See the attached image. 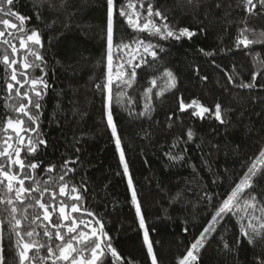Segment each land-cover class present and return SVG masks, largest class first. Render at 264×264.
Returning a JSON list of instances; mask_svg holds the SVG:
<instances>
[{
  "label": "trees",
  "instance_id": "1",
  "mask_svg": "<svg viewBox=\"0 0 264 264\" xmlns=\"http://www.w3.org/2000/svg\"><path fill=\"white\" fill-rule=\"evenodd\" d=\"M123 2L117 0V4ZM152 2L175 25L207 29L206 34L179 43L157 41L141 33L145 39L162 44L165 52L155 65L138 70L137 82L128 90L136 100V111L142 107L141 96L149 80L159 77L165 68L175 74L178 86L161 100L155 101L153 97L156 111L151 119L130 116L128 111L113 104L114 121L159 264H178L210 218L212 209L203 199L204 193L213 194L214 209L243 175V165L264 145V88L229 86L221 70L231 72L235 65L243 80L249 81L254 71L252 56L259 52L264 57V45H254L250 50L233 49L237 27L244 18L242 9L236 8L237 0H221L225 6L221 10L215 9L216 0H201L199 11L189 6L187 0ZM229 3L233 5L228 18L232 21L230 25L224 18ZM15 8L32 17L29 27L41 30L48 61L50 88L43 102L41 131L49 147L39 159L59 165L65 158H74L77 155L74 147H79L80 163L74 166L76 172L71 179L76 184L81 181L87 184L84 206L102 218L113 245L126 262L151 264L131 204L127 177L123 175L119 153L107 127L103 96L94 87L103 82L105 74V0H69L60 11H49L45 6L42 21L36 19L32 0H17ZM208 8L212 11L205 19L203 13ZM248 24L257 30L264 29V16L248 17ZM136 35L117 15L115 41L128 42ZM249 37L255 38L252 34ZM199 48L216 49L218 54L206 57L197 51ZM222 48L233 50L224 54L220 52ZM249 51L251 55L246 54ZM213 60L219 67L213 65ZM197 66L199 75L194 71ZM201 76H207V81L201 80ZM257 83L264 85V77H258ZM180 96L185 102L197 99L208 107L220 103L227 123L200 121L190 115L191 110L177 112ZM2 105L0 99V116L5 112ZM172 112H176V117L169 122L166 117ZM169 123H172L170 128ZM188 128L196 133L195 142L171 149L173 139L183 136ZM181 148L187 149L184 160L169 161L165 153L170 150L177 153ZM257 183L259 187L255 191H264V177ZM185 227L189 229L187 233ZM237 235L235 218H226L199 253V264H253L255 256L264 255V248L247 245L226 252L223 243L233 244ZM5 252L8 264H16L10 245Z\"/></svg>",
  "mask_w": 264,
  "mask_h": 264
},
{
  "label": "snow or ice",
  "instance_id": "2",
  "mask_svg": "<svg viewBox=\"0 0 264 264\" xmlns=\"http://www.w3.org/2000/svg\"><path fill=\"white\" fill-rule=\"evenodd\" d=\"M16 3L17 0H0V92L3 93L0 99L5 109L0 116V264H8L5 252L8 245L14 252L16 264H132L130 260L126 262V258L113 245L102 218L84 206L83 194L88 191L87 184L84 181L80 184L72 182L71 175L76 172L74 166L80 163L81 149L74 147L77 155L65 158L59 165L46 164L39 159L40 154L49 147L41 131L43 102L50 88L48 61L44 55L41 30L29 27L32 17L17 11ZM68 3L69 0H32L37 21L43 20L45 6L49 11H60ZM187 4L199 11L201 0H187ZM105 6V74L103 82L96 83L94 87L103 96L107 127L119 153L123 175L128 178L131 204L143 233L147 255L151 264H159L114 121L113 104L128 111L130 116L151 119L156 111L155 101L163 99L166 93L178 86L175 74L165 68L159 77L149 80V86L141 96L142 107L136 111V100L128 90L137 82L138 70L152 67L160 60V54L165 52L162 44L145 39L141 33L157 41L179 43L192 41L198 35L206 34L207 29L173 24L164 12L154 6L152 0H124L121 4H117V0H105ZM224 8L221 0H216L215 9ZM232 8L233 5L229 3L224 10V18L229 25L232 23L228 19ZM236 8L242 9L244 18L237 27L233 49L250 50L254 45H264V29L257 30L248 24V17L264 16V0H237ZM211 11V8L204 11L205 19L209 18ZM117 15L137 34L134 39L115 41ZM51 26L48 25L49 28ZM249 34L255 38H250ZM233 49L222 48L220 52L226 54ZM197 51L206 57L218 54L216 49L208 51L199 48ZM246 54L251 55V52ZM252 62L254 71L249 81L243 80L235 65L231 72L221 69L227 84L249 90L264 88V85L257 83L258 77H264V57L256 52ZM212 63L219 67L215 60ZM194 71L199 75L198 66ZM200 79L207 81L208 77L201 76ZM189 110L190 115L200 121L210 119L218 125L227 123L220 103L208 107L197 99L185 102L183 96L178 97L176 111L186 113ZM174 117L176 112L169 113L166 119L173 122ZM168 127H172V123ZM195 138L194 130L188 128L183 136L173 139L171 149L193 143ZM186 151V148H181L177 153L170 150L165 155L169 161L177 163L184 160ZM243 167V175L214 209L213 194L204 193L203 199L212 209L210 218L179 258L178 264H199V253L228 217L235 218L238 235L233 244L227 241L223 243L226 252L237 251L243 245L264 248V191H255L259 187L257 181L264 177V145ZM213 183L217 181L214 179ZM188 231L185 227L184 232ZM253 264H264V255L255 256Z\"/></svg>",
  "mask_w": 264,
  "mask_h": 264
},
{
  "label": "rangeland",
  "instance_id": "3",
  "mask_svg": "<svg viewBox=\"0 0 264 264\" xmlns=\"http://www.w3.org/2000/svg\"><path fill=\"white\" fill-rule=\"evenodd\" d=\"M128 179V178H127Z\"/></svg>",
  "mask_w": 264,
  "mask_h": 264
}]
</instances>
